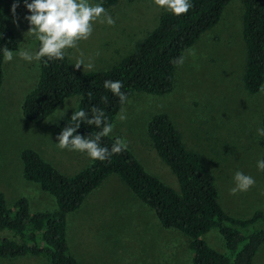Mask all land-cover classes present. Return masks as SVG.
Listing matches in <instances>:
<instances>
[{
  "label": "rangeland",
  "instance_id": "1",
  "mask_svg": "<svg viewBox=\"0 0 264 264\" xmlns=\"http://www.w3.org/2000/svg\"><path fill=\"white\" fill-rule=\"evenodd\" d=\"M14 3L19 4L15 12ZM3 10L19 48L34 47L35 42L25 37L29 25L24 17L29 13L24 0H3ZM106 10L115 24L94 22L92 35L79 41L77 48L66 50L71 64L83 58L86 64L94 65L91 70L83 66L75 68L81 73L109 70L134 54L157 28L160 17L170 13L154 0H121ZM243 15V0L231 1L218 25L186 51L184 62L176 71L174 90L162 96L134 93L116 117L110 136L123 139L149 174L179 192L175 174L157 154L148 134L153 116L169 115L186 147L201 156L215 177L224 210L235 218L249 219L256 211H264V178L256 167L257 159L264 156L263 137L256 132L262 127L264 93L250 95L244 87ZM39 74V61L29 63L14 57L13 61L5 62L0 90V191L6 195L9 207L25 197L33 212L53 210L55 201L24 178L23 150L37 151L67 176L92 163L86 154L60 149L56 144L59 123L73 114L80 97L67 98L40 124H30L24 118L23 101L37 85ZM66 106L68 110L62 117L60 111ZM120 114L126 117L123 121ZM236 171L252 176L255 183L247 191L232 194ZM67 222L71 253L81 264H193L190 238L176 229H165L155 212L117 175L94 191L79 211L68 216ZM5 237L10 235L1 232L0 238ZM204 240L226 253L218 230L209 232ZM0 264L49 263L28 257L0 260ZM254 264H264V245Z\"/></svg>",
  "mask_w": 264,
  "mask_h": 264
},
{
  "label": "trees",
  "instance_id": "2",
  "mask_svg": "<svg viewBox=\"0 0 264 264\" xmlns=\"http://www.w3.org/2000/svg\"><path fill=\"white\" fill-rule=\"evenodd\" d=\"M120 1L103 0V4L105 9H111ZM231 1L191 0L187 13L163 14L157 28L141 47L106 71L81 73L72 66L67 55L63 60L43 58L39 61L37 85L22 104L24 118L30 124H40L67 98L80 97L76 110L82 109L91 115L93 107L103 109L107 122L113 124L126 102L121 104L118 97L104 89L105 80L121 81V91L127 100L136 92L152 96L171 93L181 65L173 61L185 56L202 35L218 25ZM243 5L246 45L243 82L245 90L256 95L264 84V0H243ZM4 46L13 51L19 49L16 34L4 14L3 0H0V47ZM4 76L5 62L0 56V90ZM71 116L59 123L58 135L66 125L74 124ZM80 123L77 134L81 136L99 131L95 125ZM148 134L157 154L175 174L179 192L149 174L127 147L104 161L92 160L88 167L73 176L63 174L37 151L23 150L24 178L53 197L55 208L33 212L25 197L9 207L6 195L0 191V233L10 235V238H0V260L35 257L49 264H81L71 253L68 242V216L79 211L94 191L117 175L155 212L165 229H176L190 238L193 264H254L264 245V211H256L249 219H238L224 210L215 177L201 156L186 147L169 115L153 116ZM114 140L110 135L102 137L101 144L111 148ZM261 145L264 149V137ZM262 173L264 178V171ZM214 229L223 237L226 253L217 251L204 240Z\"/></svg>",
  "mask_w": 264,
  "mask_h": 264
},
{
  "label": "clouds",
  "instance_id": "3",
  "mask_svg": "<svg viewBox=\"0 0 264 264\" xmlns=\"http://www.w3.org/2000/svg\"><path fill=\"white\" fill-rule=\"evenodd\" d=\"M154 2L175 16L187 13L192 6L191 0H154ZM17 7L19 4L14 3L12 11L15 12ZM24 7L29 13L24 17L29 25L25 37L32 39L35 46L21 47L16 52L7 46L0 47V56L4 62L13 61L14 57L29 63L41 61L45 57L49 60H63L67 49L77 48L79 41L87 40L92 35L94 22L108 26H113L116 22L105 9L103 0L95 3L90 0H24ZM80 56L83 57V53H80ZM173 62L182 64L184 56L176 58ZM72 66L76 69L83 66V69L88 70L94 67L92 63L86 64L83 58L76 59ZM103 87L118 97L121 104L127 101L126 94L121 91L123 87L121 81L105 80ZM259 91L264 93V84L260 86ZM67 110L66 106L60 111L62 117ZM125 118V115H119L121 121ZM70 120L74 124L66 125L56 137L58 141L56 144L60 149L79 151L93 161H104L127 147L126 142L119 137L115 138L111 148L101 144V138L113 132V124L107 122L103 109L93 107L91 115L82 109L75 110ZM81 121L87 125H95L99 131L87 136L77 134ZM256 132L258 136L264 137V127L257 128ZM256 167L259 171H264V158L257 159ZM233 181L235 186L230 190L232 194L247 191L255 183L252 176L241 171L234 173Z\"/></svg>",
  "mask_w": 264,
  "mask_h": 264
}]
</instances>
